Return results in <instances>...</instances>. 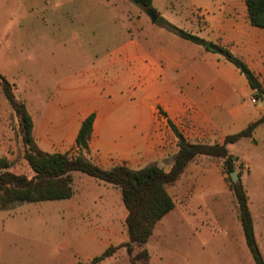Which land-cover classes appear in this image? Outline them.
I'll return each mask as SVG.
<instances>
[{
  "label": "crops",
  "instance_id": "1",
  "mask_svg": "<svg viewBox=\"0 0 264 264\" xmlns=\"http://www.w3.org/2000/svg\"><path fill=\"white\" fill-rule=\"evenodd\" d=\"M150 2L157 19L220 45L242 60L264 89V29L250 25L245 0ZM146 19L145 16L137 20L138 30L133 34L123 27L120 38H108V49L103 55H95L71 75H60L42 112L37 113L32 102L28 107L21 99L32 118L35 143L58 144L62 149L58 153H66L70 157L82 155L102 170L124 166L136 171L158 165L168 172L171 165L162 167V164L172 160L178 152V138L172 128L190 144L221 145L227 136L264 117V107L253 102V91L232 64L179 38L158 23L147 24ZM6 111H10V107L3 100L0 113ZM91 114L94 120L87 149L83 150L76 146L75 139L82 122ZM258 137L262 140L264 153V125L256 127L251 138L234 144L247 141L251 145L254 142L259 145ZM70 149L71 154L66 152ZM194 160L166 191L174 201L168 188L176 185L180 198L186 200V204L180 207V214H191L194 223L210 228L205 244L213 243L218 235H222L217 246L235 255V260L242 264L236 243L237 231L241 229L236 201L218 170L197 168ZM189 171L201 175L196 183L192 176H187ZM75 173L79 172L72 173L73 194L66 201L70 205H84V199L74 191ZM249 176L239 178L244 189ZM184 182L186 188L180 186ZM108 187L111 190H108L109 199L105 202L115 207L117 212L108 216L103 225L95 226L96 235L91 232L83 234L52 263L47 257L49 248L43 246L39 251L43 264H75L77 261L86 264L107 248L127 240L124 225L127 212L120 191L111 185ZM200 194L206 197L212 194V197L202 203L197 202ZM191 203L193 208L188 211ZM255 203H250L248 198L254 232H257ZM175 210L177 205L174 201V209L163 219L173 215ZM2 212L0 210V263L3 261V223L10 216ZM261 212L264 216V202ZM196 227L194 225L191 235L187 234L188 239L192 238L188 247L193 254L204 250V245L196 237L199 233ZM153 233L146 246H150L151 240L159 239L153 237ZM166 235L168 238V232ZM116 254L98 264H111Z\"/></svg>",
  "mask_w": 264,
  "mask_h": 264
},
{
  "label": "rangeland",
  "instance_id": "2",
  "mask_svg": "<svg viewBox=\"0 0 264 264\" xmlns=\"http://www.w3.org/2000/svg\"><path fill=\"white\" fill-rule=\"evenodd\" d=\"M145 16L147 24H151L144 8L129 0H0V73L15 85L14 93L19 101H25L28 107H31L32 102L37 113L42 112L51 97L54 82L60 75H71L95 55H103L108 49V38H120L123 27L133 34L138 30L137 20ZM3 100L5 101L0 91V107ZM258 141L259 145L256 142L251 145L247 141H241L229 145L227 150L230 155L237 157L233 167L238 177L250 174L245 190L250 203L256 202L257 232L254 234L264 260V216L261 212L264 202V153L259 137ZM35 145L43 152H62L58 144ZM25 149L18 119L11 108L10 111L1 112L0 158L8 161V171L30 178L33 173L23 159ZM66 152L71 154L72 150ZM171 162L172 160L164 161L162 167L171 165ZM193 164L197 168L218 170L226 187L229 186V176L224 173L221 160L198 157ZM74 175V191L84 199V205H70L63 200L22 203L3 210L2 213L10 216L3 223V261L0 264H43V256L39 252L43 246L49 248L47 257L52 263L57 255L83 234L91 232L96 235L95 226L103 225L108 216L117 212L115 207L105 202L109 199V185L81 173ZM188 175L194 178L195 183L201 177L191 171ZM94 182L101 185H94ZM185 183L180 186L186 188ZM114 190L119 194L117 189ZM168 191L177 210L156 225L153 237L159 239L151 240L150 246H145L150 253L147 264H239L235 255L217 246L222 235H218L213 243L205 244L210 236V228L205 224L194 223L191 214H180V207L186 204V200L180 198L176 185L169 187ZM204 196L200 194L196 201L202 203L209 196L212 197V194ZM191 208L192 203L188 206V211ZM194 225L199 229L196 237L204 245L203 252L199 254L190 253L188 247L192 238L188 239L187 234L191 235ZM237 232V251L241 255L242 264H254L241 229ZM139 250L135 249L133 254ZM111 264H131L125 249L117 252Z\"/></svg>",
  "mask_w": 264,
  "mask_h": 264
},
{
  "label": "trees",
  "instance_id": "3",
  "mask_svg": "<svg viewBox=\"0 0 264 264\" xmlns=\"http://www.w3.org/2000/svg\"><path fill=\"white\" fill-rule=\"evenodd\" d=\"M144 9L151 8L150 0H129ZM246 12L251 26L264 29V0H245ZM155 23L179 38L201 46L207 52L221 56L232 64L246 79L253 91L254 102L264 107V89L256 76L239 58L234 57L226 48L202 40L184 32L158 18ZM0 91L16 116L22 139L26 146L23 159L32 171V177L16 175L8 171L10 165L5 158H0V210H6L16 204L55 202L70 199L73 194L72 173L79 172L119 189L123 206L127 212L124 221L127 241L107 248L101 255L93 258L88 264H98L113 256L120 249H125L131 264L149 261L145 246L151 237L156 224L174 209V201L166 188L178 180L189 162L198 156L219 159L224 173L229 176L228 189L234 197L238 219L242 229L244 243L254 264H264L263 257L256 242L253 221L248 205V197L242 184L232 183L230 173L236 157L229 155L226 146L241 139L251 138L256 127L264 125V117L249 124L244 130L229 135L219 145L190 144L174 129L178 138V152L172 158L168 172L158 165H149L139 170H130L119 166L102 170L90 163L82 155L70 157L66 153H45L37 148L33 141V122L26 106L19 101L10 83L0 73ZM94 116L89 115L81 124L75 139L78 148L87 149ZM135 249H140L133 254ZM75 264H84L77 261Z\"/></svg>",
  "mask_w": 264,
  "mask_h": 264
},
{
  "label": "water",
  "instance_id": "4",
  "mask_svg": "<svg viewBox=\"0 0 264 264\" xmlns=\"http://www.w3.org/2000/svg\"><path fill=\"white\" fill-rule=\"evenodd\" d=\"M144 12L147 15V17L150 19L151 23H155L156 22L157 15L151 8L144 9ZM230 179H231L232 183H237L238 182L239 177L237 175V171H233L232 173H230Z\"/></svg>",
  "mask_w": 264,
  "mask_h": 264
},
{
  "label": "built area",
  "instance_id": "5",
  "mask_svg": "<svg viewBox=\"0 0 264 264\" xmlns=\"http://www.w3.org/2000/svg\"><path fill=\"white\" fill-rule=\"evenodd\" d=\"M253 102H254V100H253Z\"/></svg>",
  "mask_w": 264,
  "mask_h": 264
}]
</instances>
